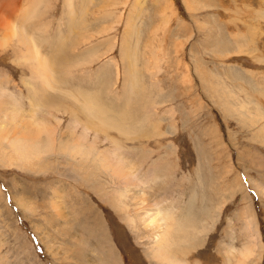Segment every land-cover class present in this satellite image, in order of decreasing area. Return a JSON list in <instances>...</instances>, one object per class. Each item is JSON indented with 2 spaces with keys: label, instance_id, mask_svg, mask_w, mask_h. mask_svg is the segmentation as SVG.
Segmentation results:
<instances>
[{
  "label": "rangeland",
  "instance_id": "1",
  "mask_svg": "<svg viewBox=\"0 0 264 264\" xmlns=\"http://www.w3.org/2000/svg\"><path fill=\"white\" fill-rule=\"evenodd\" d=\"M1 7L0 264H160L151 236H179L144 227L140 189L174 216L194 196L185 264H264V0Z\"/></svg>",
  "mask_w": 264,
  "mask_h": 264
},
{
  "label": "bare ground",
  "instance_id": "2",
  "mask_svg": "<svg viewBox=\"0 0 264 264\" xmlns=\"http://www.w3.org/2000/svg\"><path fill=\"white\" fill-rule=\"evenodd\" d=\"M2 7L5 8V6H3V5H2ZM2 7L0 8V10H2ZM4 11L7 12L6 10H4ZM2 14H4V13H2ZM1 28H5V30H8L10 28L8 22L5 19H2V17H0V29ZM11 28H12V26H11ZM11 32H12V29H11ZM28 51H30V49H28ZM28 93L31 94V92H28ZM30 100H31V103H33L32 101L34 99H30ZM35 101H36V99H35ZM78 102H79L80 107H82V110L85 111V113L86 112L89 113L90 111H92L91 105H90L91 101L88 100L87 97L83 96L82 100H80ZM90 114H93V113L90 112ZM13 116H15V115H13ZM92 116H96V115L93 114ZM102 116H103V114H102ZM69 122L73 126V129L78 126V120L75 119V117L73 115L71 116V120ZM87 129H88L87 127H83L82 128V131L80 133L81 135L79 137L80 141L84 140L87 137V133H88ZM96 137L97 136L95 135L94 139ZM78 145L82 146L80 144H78ZM114 147H115L114 151L112 152L113 160H111V161H110V159L107 160L108 164L106 165V167L111 169V171H112V173L114 175L118 176L120 179H122L123 181H125L127 183H130L132 181L133 182L137 181L138 182V186L137 187L143 186L144 184H146L144 182V180L135 177L133 168H131L132 167L131 160L129 161L127 158L124 157L123 154L120 153V148L118 146H114ZM84 150L89 152L90 148L86 147V149H84ZM105 159H106L105 156H101V160H105ZM112 164H113V167H112ZM137 192L138 193H136V194L139 196V197H137V198H139V201H138L139 204L138 205H140L141 209H142V212L139 213V220L144 225V227L149 230V227L160 225L162 222H163L162 223V225H163L164 221H167V222L170 221L172 223L171 225L174 226L173 228H175V230L173 229L174 232H176L178 234V236H179V239L177 241H174V243L177 244L176 247L173 246L174 243H172L171 245L169 244V238L171 236H173V235H171L170 237H167V238H165V237L163 238L162 237L163 238L162 240H159V239H161V235H163V233H165V232H163L162 234L160 233L161 235H159V233H156L155 236H151L154 239V240L152 239L153 241H157V242L161 241L159 243V245L157 246V250H155L153 252V254L155 255V257H159L158 260H159L160 264H163V263H165V264H185V261L182 259V257L184 255L183 256H181V255L185 252L184 250L192 247V245H193L192 243H194V244L196 243V242H193V240H194L195 236H197V233L199 232V228L204 230L203 229V225H202L203 223L201 224L202 220L204 219V218L202 219L201 216L203 217L204 215L202 214V212L198 211V208L196 207V204H195V201H194V196L191 195L190 198L187 200V202L180 209V211L177 210L178 211V216H174V215L170 214L169 212H167L166 209H161L159 207H157L156 209H153V210H152V208H150L151 211H149V201L147 200V197L146 198L144 197V195L142 194L143 192H142L141 189L138 190ZM147 201H148V203H147ZM57 204H58L57 206H59L61 204V202L59 201V202H57ZM180 205H182V204H180ZM143 206H145V207H143ZM56 208L58 209L59 207H56ZM177 208H179V207H177ZM162 229H163V227H162ZM162 229H161V232H162ZM165 229L169 230L167 227ZM156 230H158V229L156 228ZM171 230H172V228H171ZM169 232H171V231H169ZM174 232H172V233H174ZM166 234H164V235H166ZM173 237H175V236H173ZM73 238L75 240H77L76 241L77 243L78 242H83L82 240L80 241L79 236H73ZM171 241L172 240H170V242ZM178 242H182L183 244L185 243V246L183 245V248L181 247L182 249L179 246V248L181 250H178V252H181V253H179V256L178 255L175 256V254L172 253V252H173V248H178L177 247L178 246ZM194 246H196V245H194Z\"/></svg>",
  "mask_w": 264,
  "mask_h": 264
}]
</instances>
